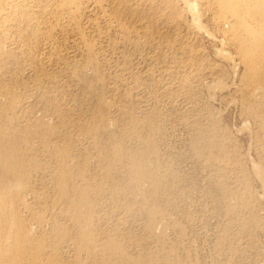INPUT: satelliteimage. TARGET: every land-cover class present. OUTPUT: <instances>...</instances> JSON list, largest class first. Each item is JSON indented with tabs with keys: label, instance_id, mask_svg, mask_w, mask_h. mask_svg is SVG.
<instances>
[{
	"label": "bare ground",
	"instance_id": "obj_1",
	"mask_svg": "<svg viewBox=\"0 0 264 264\" xmlns=\"http://www.w3.org/2000/svg\"><path fill=\"white\" fill-rule=\"evenodd\" d=\"M259 231L264 0H0V264H264Z\"/></svg>",
	"mask_w": 264,
	"mask_h": 264
},
{
	"label": "rangeland",
	"instance_id": "obj_2",
	"mask_svg": "<svg viewBox=\"0 0 264 264\" xmlns=\"http://www.w3.org/2000/svg\"><path fill=\"white\" fill-rule=\"evenodd\" d=\"M222 106L225 107V104H223ZM239 116L240 115L238 114L237 108L235 106H231L230 111H229L228 116H227V121L229 119L228 122H230L231 125H235V124L240 125L241 124V118ZM238 118H240V120ZM257 238L259 239V240H257V242L259 245L260 253L262 255H264V231H259L257 234Z\"/></svg>",
	"mask_w": 264,
	"mask_h": 264
}]
</instances>
